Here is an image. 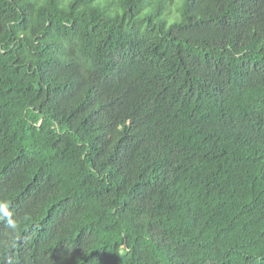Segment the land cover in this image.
Returning a JSON list of instances; mask_svg holds the SVG:
<instances>
[{
  "label": "trees",
  "instance_id": "1",
  "mask_svg": "<svg viewBox=\"0 0 264 264\" xmlns=\"http://www.w3.org/2000/svg\"><path fill=\"white\" fill-rule=\"evenodd\" d=\"M0 264H264V0H0Z\"/></svg>",
  "mask_w": 264,
  "mask_h": 264
},
{
  "label": "rangeland",
  "instance_id": "2",
  "mask_svg": "<svg viewBox=\"0 0 264 264\" xmlns=\"http://www.w3.org/2000/svg\"><path fill=\"white\" fill-rule=\"evenodd\" d=\"M178 1V0H177ZM171 10V11H170ZM169 12H170V16L169 17H173L175 15V9H174V5L170 8Z\"/></svg>",
  "mask_w": 264,
  "mask_h": 264
}]
</instances>
